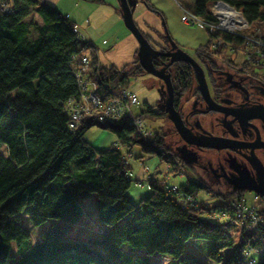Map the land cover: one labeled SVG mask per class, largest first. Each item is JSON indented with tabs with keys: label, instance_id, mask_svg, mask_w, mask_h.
Instances as JSON below:
<instances>
[{
	"label": "trees",
	"instance_id": "16d2710c",
	"mask_svg": "<svg viewBox=\"0 0 264 264\" xmlns=\"http://www.w3.org/2000/svg\"><path fill=\"white\" fill-rule=\"evenodd\" d=\"M138 1L166 20L151 0ZM210 1L214 0H197L194 11L213 19L207 8ZM225 1L239 8L251 24L264 19V0ZM0 3V149L2 145L7 148V154L0 150V264H156L152 261L155 255L170 257L167 264H202L197 257L184 255L193 238L215 243L209 262L250 264V251L256 259L254 264H264V209L259 211L263 222L256 227L248 222L240 225L242 219L232 209L221 218L210 211L218 207L208 208L193 194L198 188L211 190L200 178L191 177V185L168 182L170 174L181 175L178 166L163 177L151 175L150 195L138 204L133 202L129 189L134 175H129L131 165L126 153L117 144L106 149L94 146L84 136L98 124L94 118L85 115L76 129H71V117L65 110V102L79 96L71 66L73 57L81 56L85 47L95 44L83 41L75 22L45 1ZM4 5L10 11H3ZM135 21L156 49L165 52L169 48L164 28ZM224 36L241 41L235 35ZM196 54L208 68L225 66L227 62L264 78V72L226 57L223 49H213L210 40L201 44ZM91 55L95 71L98 59L94 52ZM173 66L184 69L188 91L194 79L192 65L178 61ZM98 70V91L105 96L125 86L129 77L147 74L137 56L122 67L100 65ZM145 104L143 113L167 117L162 100ZM99 126L113 132L128 154L143 144L136 128L127 121ZM152 140L158 147H142L143 152L165 160L172 154L179 157L168 144L166 133L156 131ZM178 191L197 202L183 206ZM93 192L97 193L99 220L110 225L109 231L103 239L91 241L66 237V232L85 214L80 197ZM216 193L231 200L244 195L237 190ZM138 207L142 211L136 215ZM25 216L35 225L49 219L54 223L40 241H34L22 223ZM124 218L126 222L121 224Z\"/></svg>",
	"mask_w": 264,
	"mask_h": 264
},
{
	"label": "rangeland",
	"instance_id": "374dc122",
	"mask_svg": "<svg viewBox=\"0 0 264 264\" xmlns=\"http://www.w3.org/2000/svg\"><path fill=\"white\" fill-rule=\"evenodd\" d=\"M153 1V0H152ZM197 0H180L182 4L187 6L186 8L194 9L195 2ZM154 2V1H153ZM158 4H157V3ZM156 4L160 10L163 11L166 19V29L168 30L170 36L174 41L178 43V45L184 49L187 53L191 55H196V49L201 45L208 42L210 39V34L208 30L196 23V24H190L184 21V11L180 7V5L173 0H156ZM116 6L115 8L120 5L119 0H115ZM1 4V3H0ZM139 4L141 6H144L142 2L139 1ZM8 5H5L7 7ZM4 7V8H5ZM179 7V8H178ZM207 7L210 11L213 12L212 8V1L207 3ZM6 9V8H5ZM101 10V9H100ZM10 11V9L8 10ZM138 9H136L135 14L138 13ZM219 12V10L217 9ZM109 13L107 11L101 10L99 11L100 17H94V21H100L103 22L104 15H108ZM120 16V15H119ZM238 16L235 17L234 21L238 22ZM120 22L115 23L110 26H106L105 30L101 31L98 37H88L81 34V37L84 40L90 39L94 42L96 46L99 48L106 50L111 45L114 44L116 41V37L114 34H118L119 37L130 35V31L125 25L124 19L122 16H120ZM241 21V19H239ZM163 24V21H162ZM233 22L232 19H229V22L224 23L221 18V22L219 23V26L225 25L226 27H229L233 29V31H249L252 34V37L263 39L264 40V19H260L259 21L254 22L251 25L246 24H237ZM164 25V24H163ZM87 26V25H86ZM234 26L235 28H232ZM94 28H97L93 26ZM164 27V26H163ZM97 30V29H96ZM225 35V34H224ZM104 40H107L108 42H105ZM88 41V40H87ZM91 48L93 47H85L81 54L89 53ZM214 49V48H213ZM223 49V55L226 57H230L234 59L236 62L241 63L242 56L237 57L233 53H231L229 50ZM238 58V59H236ZM77 63L80 62V58L77 57ZM91 63H92V56L90 57ZM99 64V61H98ZM97 64V66H98ZM229 65V63H225ZM72 66V64H71ZM100 66V64H99ZM231 66V65H230ZM257 69H260L256 67ZM73 69V66H72ZM93 72L94 69L92 68ZM92 73V71H91ZM130 91H132L134 94H136L140 100V105L135 108V111L137 115L144 120L146 125L152 129L153 132L156 131H162L167 134V142L168 144L176 151L175 144H173V141L176 140V136H170V127L171 126V120L168 117H158L154 116L150 113H143L146 110V104L154 105L161 96L160 93V87H161V80L157 77L145 74L143 76L139 77H129L127 79L126 85ZM144 110V111H143ZM174 124V123H173ZM176 128V127H175ZM85 138L90 141L94 146L100 149H106L112 144H117V146L126 153L128 162L131 165L130 171L134 174V182L129 189V195L131 196V199L133 202L138 204L142 199L148 197L151 193V187L148 182V175H155V176H164V172L166 170V167L173 161L172 156L176 157L179 160L178 165L181 168V171L183 172V175H174L170 174L168 178V182L170 183H177V184H189L190 179L192 178H199V173L194 167H191L188 164H185L180 161L179 157L175 155H171V157L167 158L166 160L160 157L159 155H153L150 156L149 154L142 151L141 145H136L133 148V155L130 156V154L127 153V149L123 146L121 142H118L117 136L111 132L108 129H104L98 124H95L91 126L86 132H85ZM151 139H153V136H149ZM1 152L4 154H7V148L6 145L1 146ZM143 155V157H140ZM145 167H149V173L145 175ZM185 167V168H184ZM186 171V172H185ZM137 180H140L139 182ZM141 182V184H140ZM211 188V187H210ZM197 191L193 194L197 196L201 201L204 200L202 203L205 204L208 208H215L218 207V205H221V200L224 199L226 201H231V198H224L217 195L216 190H211L208 188H198ZM220 189H217L219 191ZM221 191H227V190H221ZM243 192V197L241 202L245 203L248 207H253L256 211L247 210L246 212L251 214L252 218L253 216H259V211L264 209V199L252 191H246L241 190ZM39 199V198H38ZM234 199V198H232ZM80 201L83 204L85 208V214L82 218V220L73 225L71 229H69L65 236L70 238H78L85 241H91L95 238H101L103 239L106 235V233L110 229V225H107L99 220L98 216V204H97V193L93 192L89 195L80 197ZM32 205H29L28 208H31ZM224 209V208H223ZM215 210V209H214ZM225 210V209H224ZM223 210V211H224ZM142 211L141 207H138L136 210V215L140 214ZM215 213V212H213ZM227 214V211L224 212ZM225 214H223L222 217H224ZM126 222V218L121 220V224H124ZM22 223L24 226L27 227L29 232L31 233L32 239L34 241H40L43 237V233L45 231H48L52 224L54 223L53 219H49L48 221L35 225L33 222L28 218L24 217L22 220ZM243 224V221H241L240 225ZM100 229H104L105 233L100 234ZM212 242L201 240L198 238H193L192 241H190L187 244L186 250L184 255L185 256H194L197 257L202 264H218L216 262H209L207 260L209 253L211 249L213 248ZM13 253L16 254L17 246L16 243H13ZM170 257L168 256H162V255H155L152 258V261L156 264H167ZM234 264H238L235 262Z\"/></svg>",
	"mask_w": 264,
	"mask_h": 264
},
{
	"label": "flooded vegetation",
	"instance_id": "af4514ba",
	"mask_svg": "<svg viewBox=\"0 0 264 264\" xmlns=\"http://www.w3.org/2000/svg\"><path fill=\"white\" fill-rule=\"evenodd\" d=\"M171 50L169 44L166 51ZM191 56L205 71L210 97L213 100L211 103L216 108L209 109L211 104L199 89L194 68L193 84L187 91L189 84L186 82V75H183L184 69L177 70L173 66L176 62L168 68L176 91L175 107L186 127L196 135L207 133L225 138L228 146L217 149L185 144L171 121L172 127L169 131L171 137H177L173 141L176 153L184 165L194 167L200 180L212 189H220V192L241 191L234 188L232 183H245L250 180L257 182L258 168H264V118L260 117L264 116V78L246 73L242 68L230 64L208 68L205 60L197 54ZM163 57L165 60L156 59V63H159V66H156L159 68L170 62V57ZM166 97L167 94L164 93L162 106ZM175 166L176 163H171V169Z\"/></svg>",
	"mask_w": 264,
	"mask_h": 264
},
{
	"label": "built area",
	"instance_id": "2783aa9c",
	"mask_svg": "<svg viewBox=\"0 0 264 264\" xmlns=\"http://www.w3.org/2000/svg\"><path fill=\"white\" fill-rule=\"evenodd\" d=\"M43 1V0H42ZM215 6L218 8L220 6L221 8H230L231 6L225 2V0H214ZM230 6V7H229ZM10 9L9 6L6 7V10L8 11ZM233 11H235V17L237 14H239L238 18L241 19V21L238 19L236 22L237 24H246L251 25V23L247 20L246 17H244L241 12L237 11L233 7H231ZM219 10V9H218ZM184 11V21L189 23L190 20H193V17L191 16L189 10L183 9ZM220 11V10H219ZM218 12V11H217ZM218 12V19L219 21L217 23H206L202 22L201 25L204 26L209 34L211 36H218V39L211 44V47L214 49H220L224 48L229 50L231 53H233L235 56L240 57L242 56V61L246 62L247 64L258 67L260 69H257L259 72H264V53H261L264 50V40L250 37L247 38L245 42H241L239 45H234L233 49L230 50V46L222 37L224 35L222 33V30H227L233 33H239V31H233V29L226 27L225 25L219 26V23L221 22V17L219 16ZM223 21V20H222ZM224 22V21H223ZM226 22H229L227 20ZM224 22V23H226ZM235 25V27L237 26ZM232 26V28H235ZM241 32V31H240ZM258 52L257 55L260 57V59L256 58L253 53ZM80 58V62L77 63V57H73L72 66L73 71L77 77L78 80V89H79V96L73 97L69 100L67 106H66V112L70 115L71 121H70V127L71 129H76L82 118L86 114H90L94 117V119L103 124H114L119 123L121 121H127L129 124L133 125L137 132L139 133L140 140L143 143L141 147L146 146H154L158 147L154 141L149 137L154 136V132L152 129H150L143 119H141L136 111L135 108H137L140 105V100L136 94H134L132 91L129 90L127 86H121L119 90H116L112 92L109 96H105L104 93H100L98 91L100 85L98 82V74L100 71L98 70L99 64L95 71L92 70V63L90 60L89 54H83L81 56H78ZM238 59V58H236ZM92 71V73H91ZM97 78V80L95 79ZM133 155V154H132ZM130 154V156H132ZM169 155V154H168ZM171 157V156H169ZM173 162L176 163V166L181 171L180 166L178 165L179 160L172 156ZM171 162V163H173ZM171 163L166 167L165 172H167L169 169H171ZM145 175L149 173V167H145ZM164 172V173H165ZM183 173V172H182ZM130 176L133 177V172L129 173ZM151 175H148L150 177ZM169 178V176H167ZM168 180V179H167ZM177 187L174 186V189ZM179 200L182 203L183 206H191L194 203H196V199L192 196H187L185 193L178 191ZM256 196H258L256 194ZM222 197V196H220ZM222 204L218 209H210V211L213 214H218L221 218L223 214H226L224 212L228 211L229 209L234 210L237 215L242 219V221L248 222L251 227H256L257 225H260L263 222L262 217L260 216H251V214L247 213V210L256 211L253 207H248L243 201L241 202L240 199L234 198L231 201H226L224 199L221 200ZM225 210H224V209ZM224 210V211H223ZM225 216V215H224ZM247 255L250 257L249 263L254 264L256 263V259L254 257H251L250 251H247Z\"/></svg>",
	"mask_w": 264,
	"mask_h": 264
},
{
	"label": "water",
	"instance_id": "95a60500",
	"mask_svg": "<svg viewBox=\"0 0 264 264\" xmlns=\"http://www.w3.org/2000/svg\"><path fill=\"white\" fill-rule=\"evenodd\" d=\"M120 5L122 8V16L125 22L126 27L131 31L134 37L137 39L139 43V49L137 51L138 61L140 62L141 66L145 70L147 74L153 75L158 79L163 81V84L160 87V100L163 99L164 93L167 94V97L164 101V108L167 111V117L174 123L177 131L179 132L180 136L185 141V144H194L201 147H211V148H226L228 145L225 138L213 136L207 133H202L201 135H196L192 130L186 127L183 118L179 111L176 109L174 104V96L175 90L174 85L172 82V77L168 68L170 65L174 64L178 61H186L189 62L193 68L195 69L196 76L199 83V89L202 92L205 99L208 103L211 104L209 109H215L214 105H212L209 92V87L205 75V71L203 67L200 65L197 60L191 56L189 53L184 51L182 48L179 47L178 43L171 38L168 30L166 29V22L162 19L164 24V30L168 36L169 42L171 44L172 50L171 51H161L156 49L154 46L151 45L149 40L144 36L141 32L139 26L137 25L134 17V13L138 4V0H119ZM167 56L170 57V62L168 65H164L163 67H157L154 63V60ZM263 117L264 116H260ZM184 147V146H183ZM181 148L183 157L185 158L186 155L184 153V148ZM259 171V181H247L245 183H232L234 188L238 190H246L252 191L257 195H260L264 199V168L262 167L261 170L258 168ZM244 175V174H243ZM248 179V176L246 180Z\"/></svg>",
	"mask_w": 264,
	"mask_h": 264
},
{
	"label": "crops",
	"instance_id": "0c3cea01",
	"mask_svg": "<svg viewBox=\"0 0 264 264\" xmlns=\"http://www.w3.org/2000/svg\"><path fill=\"white\" fill-rule=\"evenodd\" d=\"M153 1L152 2L157 6L158 3L156 0ZM171 1L173 2V0ZM175 1L178 3L177 0ZM45 2L57 7L63 14L67 15L75 22L77 32L88 37H98L100 35L99 33L105 30L106 26L120 22V16H122L117 8H115V0H45ZM100 9L107 11L109 14L104 15L105 18L103 22L94 21V17H100L98 15L99 11H101ZM136 9L139 11L136 14L134 13V17L141 25L150 23L158 29L164 28V25L162 24L163 18L161 19L148 11L145 5L141 6L138 2ZM93 26L97 28H94ZM114 36L116 37V41L108 49L103 50L95 45V47L91 48L90 52L87 54L91 55L94 52L100 65L104 66L115 65L122 67L126 63L134 60L137 56L139 43L131 31L130 35L128 34L119 37L118 34L115 33ZM87 40L94 43L90 39ZM104 41L108 42L107 40Z\"/></svg>",
	"mask_w": 264,
	"mask_h": 264
},
{
	"label": "bare ground",
	"instance_id": "6f19581e",
	"mask_svg": "<svg viewBox=\"0 0 264 264\" xmlns=\"http://www.w3.org/2000/svg\"><path fill=\"white\" fill-rule=\"evenodd\" d=\"M42 1V0H41ZM45 0H43V2H44ZM178 1V3H179V5L181 6V8L182 9H187L186 8V6H184V4H182L179 0H177ZM139 2V1H138ZM227 4H229L231 7H233L234 9H236L237 11H239V12H241V14L245 17V15L243 14V12L239 9V8H237L236 6H234V5H232V4H230L229 2H227V1H225ZM1 5V4H0ZM229 6V7H230ZM5 5L4 6H2V10L3 11H7L5 8ZM230 7V8H231ZM117 10L120 12V10H121V12H122V8H121V5H118L117 7ZM118 8H120V10L118 9ZM208 8V7H207ZM212 8H213V12L212 11H210L209 9V12H210V14L211 15H213V19H206V18H203V17H201L200 15H198L195 11H194V9H190V14H191V16L193 17V20H190L189 21V23L190 24H196V23H198V24H200L201 25V23L202 22H206V23H217L218 21H219V19H218V12H217V9H219L220 11V13H219V16L222 18V20L224 21V22H226L227 20H229V19H235V11H233L232 9H228V8H221L220 6H218V8L215 6V3L212 1ZM187 10H189V9H187ZM67 16V15H66ZM68 17V16H67ZM138 25V24H137ZM139 26V25H138ZM140 28V27H139ZM141 30V29H140ZM77 31V30H76ZM141 32H142V30H141ZM78 33V32H77ZM143 33V32H142ZM222 33L223 34H227V35H229V34H231V35H235V36H238V37H240L241 38V41L240 42H245L246 40H247V38H250V37H252V34L248 31L247 32V30L246 31H241V32H239V33H233V32H230V31H227V30H222ZM78 35H79V37L82 39V37H81V34H79L78 33ZM222 37H223V39L229 44V45H231L229 48H230V50H232L233 49V47H234V45H239V44H241L240 42H237V41H234V39H229V38H227L226 36H224V35H222ZM218 39V36L216 37V36H211L210 37V41H211V44L213 43V41L215 42L216 40ZM83 40V39H82ZM85 41V40H84ZM87 42H90V41H87ZM150 42V41H149ZM151 43V42H150ZM169 44H170V42H169ZM151 45H152V43H151ZM153 46V45H152ZM138 49H139V47H138ZM261 53H264V50L261 52ZM259 53L258 52H255V53H253V55L256 57L257 55H258ZM256 58H258V59H260V57H256ZM156 61V59L154 60V62ZM95 79H97V78H95ZM100 79V78H99ZM173 82V81H172ZM73 97H70L66 102H65V109H66V106H67V104H68V102H69V100L70 99H72ZM86 115H89V116H91L90 114H86ZM93 117V116H92ZM94 118V117H93ZM95 120V119H94ZM96 121V120H95ZM96 123H98V125H102V126H107V125H110V124H107V125H103V124H101V123H99V122H97L96 121ZM114 124H116V123H114ZM183 175V174H182ZM141 183V182H140Z\"/></svg>",
	"mask_w": 264,
	"mask_h": 264
}]
</instances>
